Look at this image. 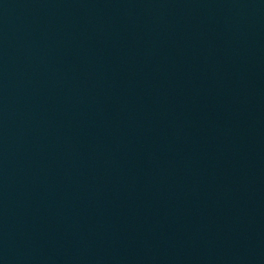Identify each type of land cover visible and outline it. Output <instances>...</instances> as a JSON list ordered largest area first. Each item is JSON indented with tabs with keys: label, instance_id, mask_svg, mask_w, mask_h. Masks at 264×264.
Listing matches in <instances>:
<instances>
[{
	"label": "water",
	"instance_id": "obj_1",
	"mask_svg": "<svg viewBox=\"0 0 264 264\" xmlns=\"http://www.w3.org/2000/svg\"><path fill=\"white\" fill-rule=\"evenodd\" d=\"M0 264H264V0H0Z\"/></svg>",
	"mask_w": 264,
	"mask_h": 264
}]
</instances>
